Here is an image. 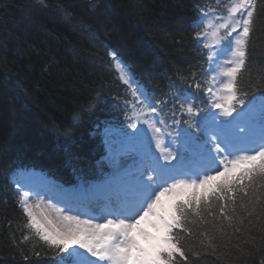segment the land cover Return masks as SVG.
<instances>
[{"label":"snow or ice","instance_id":"snow-or-ice-1","mask_svg":"<svg viewBox=\"0 0 264 264\" xmlns=\"http://www.w3.org/2000/svg\"><path fill=\"white\" fill-rule=\"evenodd\" d=\"M86 7L95 13L98 0ZM194 8L203 64L170 77L164 92L108 52L127 87V128L104 129L110 171L69 188L35 173L11 181L25 217L21 245L34 240L54 264H248L257 255L264 264V69L254 75L251 65L264 0Z\"/></svg>","mask_w":264,"mask_h":264},{"label":"trees","instance_id":"trees-1","mask_svg":"<svg viewBox=\"0 0 264 264\" xmlns=\"http://www.w3.org/2000/svg\"><path fill=\"white\" fill-rule=\"evenodd\" d=\"M196 2L98 0L92 13L86 0H48L43 9L37 0H0V264H54L55 253L34 240L20 244L25 217L11 181L39 172L69 188L110 171L104 129L127 128L119 103L127 87L108 52L164 92L170 77L203 64L191 39ZM251 65L254 75L264 69V37Z\"/></svg>","mask_w":264,"mask_h":264},{"label":"rangeland","instance_id":"rangeland-1","mask_svg":"<svg viewBox=\"0 0 264 264\" xmlns=\"http://www.w3.org/2000/svg\"><path fill=\"white\" fill-rule=\"evenodd\" d=\"M257 101H259V98H257ZM126 160H127V163H129V164H131L132 163V160L130 159V158H126ZM28 178L29 177H26V179L24 180L25 182H27V180H28ZM48 181H51V180H49V179H47ZM53 184H55V185H59V184H57V183H55V182H53V181H51ZM58 206V205H57ZM147 246V245H146Z\"/></svg>","mask_w":264,"mask_h":264},{"label":"bare ground","instance_id":"bare-ground-1","mask_svg":"<svg viewBox=\"0 0 264 264\" xmlns=\"http://www.w3.org/2000/svg\"><path fill=\"white\" fill-rule=\"evenodd\" d=\"M143 226L147 227V223L145 222V223L143 224Z\"/></svg>","mask_w":264,"mask_h":264}]
</instances>
